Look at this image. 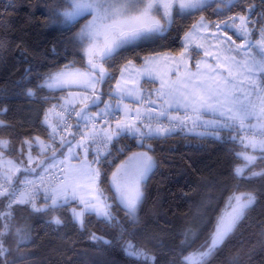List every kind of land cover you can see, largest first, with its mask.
I'll use <instances>...</instances> for the list:
<instances>
[{
	"label": "snow or ice",
	"instance_id": "obj_1",
	"mask_svg": "<svg viewBox=\"0 0 264 264\" xmlns=\"http://www.w3.org/2000/svg\"><path fill=\"white\" fill-rule=\"evenodd\" d=\"M248 3L49 0L50 23L71 31L86 22L64 41V55L71 49L73 59L34 76L26 70L31 86L24 94L48 105L41 121L45 135L26 137L18 147L11 134L0 135V264H16L27 255L20 249L31 240L29 218L58 231L69 224L84 230L92 216L120 227L126 258L158 264L157 253L116 212L138 223L145 182L156 167L152 141L176 132L231 145L235 183L225 203L230 211L217 218L210 243L182 255L180 264H207L221 250L259 201L261 189L250 185L256 178L264 181V166L256 170L264 165V0L258 14L254 4L244 7ZM198 13L179 37L178 52L145 56L139 64L128 59L116 76L113 65L122 51L164 38L177 19ZM9 127L0 120V130ZM122 141H135L138 150ZM197 235L184 232L181 254ZM90 239L112 245L95 232Z\"/></svg>",
	"mask_w": 264,
	"mask_h": 264
},
{
	"label": "trees",
	"instance_id": "obj_2",
	"mask_svg": "<svg viewBox=\"0 0 264 264\" xmlns=\"http://www.w3.org/2000/svg\"><path fill=\"white\" fill-rule=\"evenodd\" d=\"M48 2L14 0V7H8L12 0H0V120L10 125L0 130V135L7 137L11 134L17 147L26 137L45 135L41 121L48 105L39 97L24 94L31 86L24 79L28 75L26 70L31 68L34 76L37 71L54 70L73 59L71 49L67 56L64 55V41L86 22L80 20L71 31L50 23L45 7ZM249 4L256 6L258 14L260 0H249L244 7ZM6 7L7 11H4ZM199 15L177 19L173 30L164 38L122 51L113 65L116 76H119V67L128 59H135L139 64L145 56L178 52L181 47L179 37ZM210 19L215 21L217 17L211 15ZM148 87L150 85L145 84V88ZM122 143H130L133 151L138 150L135 141ZM152 144L156 167L145 182L138 223L129 222L122 210L116 214L125 227L137 229L139 242L157 253L158 264L173 261L180 264L182 255L200 248L205 241L210 243L217 218L228 210L225 203L235 183L231 176V145L211 136L200 137L186 132H176L154 140ZM127 154L121 155L116 163ZM261 166L264 165L256 170ZM250 187L261 189L257 205L248 211L241 226L207 264H264V236L260 234L264 221V181L256 178ZM17 215L27 216V213L18 212ZM28 223L31 225V240L20 249L27 255L18 256L16 264H135L120 249V227L101 222L95 216L89 218L84 230L69 224L56 231L37 217L29 218ZM188 229L198 235L191 247L181 254L180 242ZM93 232L112 241V245L91 240ZM11 246L15 248V243L11 242Z\"/></svg>",
	"mask_w": 264,
	"mask_h": 264
},
{
	"label": "rangeland",
	"instance_id": "obj_3",
	"mask_svg": "<svg viewBox=\"0 0 264 264\" xmlns=\"http://www.w3.org/2000/svg\"><path fill=\"white\" fill-rule=\"evenodd\" d=\"M85 23V22H84ZM227 211H230V209H228Z\"/></svg>",
	"mask_w": 264,
	"mask_h": 264
}]
</instances>
